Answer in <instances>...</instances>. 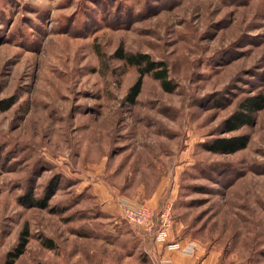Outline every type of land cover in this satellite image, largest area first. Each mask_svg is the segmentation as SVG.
I'll return each instance as SVG.
<instances>
[{
  "label": "rangeland",
  "instance_id": "1",
  "mask_svg": "<svg viewBox=\"0 0 264 264\" xmlns=\"http://www.w3.org/2000/svg\"><path fill=\"white\" fill-rule=\"evenodd\" d=\"M120 46L165 62L173 91L145 75L129 104ZM259 94L264 0H0V264H160L122 197L170 205L185 264H264V108L225 132ZM52 180L48 209L18 202Z\"/></svg>",
  "mask_w": 264,
  "mask_h": 264
},
{
  "label": "trees",
  "instance_id": "2",
  "mask_svg": "<svg viewBox=\"0 0 264 264\" xmlns=\"http://www.w3.org/2000/svg\"><path fill=\"white\" fill-rule=\"evenodd\" d=\"M114 57L122 61L125 65L133 66L137 71V78L128 90L126 99L129 104H134L137 96L140 94L143 77L150 75L155 80H158L160 86L165 91H173L174 87L168 79V68L163 61H155L147 53L125 52L122 46L117 48ZM13 99H6L5 104L1 107L2 110L8 109L13 103ZM264 108V97L259 94L257 96L246 97L239 106V111L234 113L230 118L225 120V132H232L240 129L243 126L251 125L253 123V114ZM248 142L247 135H236L229 137H217L210 141L207 145V150L214 154H232L243 149ZM58 183L50 181L44 189L43 195L36 198L29 189L25 195L18 198V202L26 207H35L39 209H48V201L57 190ZM27 229H23L19 237V245L13 253H9L10 262L22 254L27 243ZM153 238V237H152ZM52 248V245H48Z\"/></svg>",
  "mask_w": 264,
  "mask_h": 264
},
{
  "label": "built area",
  "instance_id": "3",
  "mask_svg": "<svg viewBox=\"0 0 264 264\" xmlns=\"http://www.w3.org/2000/svg\"><path fill=\"white\" fill-rule=\"evenodd\" d=\"M119 205L124 217L132 224L139 226L145 233L151 235L156 243L182 254L191 253L192 246L182 247L179 243H171L166 240L172 226L170 205L165 204L159 211H156L144 203L130 201L124 197L119 199ZM160 264H171V259H161Z\"/></svg>",
  "mask_w": 264,
  "mask_h": 264
},
{
  "label": "crops",
  "instance_id": "4",
  "mask_svg": "<svg viewBox=\"0 0 264 264\" xmlns=\"http://www.w3.org/2000/svg\"><path fill=\"white\" fill-rule=\"evenodd\" d=\"M166 240L168 241V236H167ZM178 243L182 247H187L188 248L190 246H193L192 243H187V242H185V243L178 242ZM158 247L160 249H161V247H164L162 249V251L159 252L160 253V256H161V258L159 259V263H160V260L161 259H167V258H169V259H171V264H185V263H187V261H186L187 258H190V256H189L190 254H187L186 255V254L179 253L177 251L169 250V249H167V247H165L162 244H161V246H158Z\"/></svg>",
  "mask_w": 264,
  "mask_h": 264
}]
</instances>
